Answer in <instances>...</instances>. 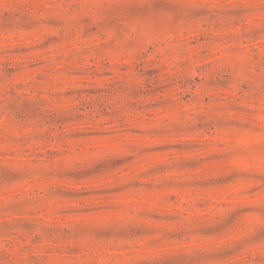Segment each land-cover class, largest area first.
Instances as JSON below:
<instances>
[{"label":"rangeland","instance_id":"374dc122","mask_svg":"<svg viewBox=\"0 0 264 264\" xmlns=\"http://www.w3.org/2000/svg\"><path fill=\"white\" fill-rule=\"evenodd\" d=\"M0 264H264V0H0Z\"/></svg>","mask_w":264,"mask_h":264}]
</instances>
